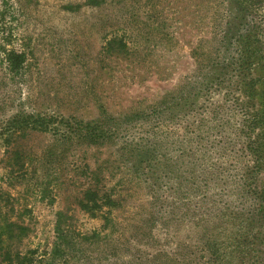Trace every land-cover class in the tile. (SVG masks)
Wrapping results in <instances>:
<instances>
[{
  "label": "rangeland",
  "instance_id": "rangeland-1",
  "mask_svg": "<svg viewBox=\"0 0 264 264\" xmlns=\"http://www.w3.org/2000/svg\"><path fill=\"white\" fill-rule=\"evenodd\" d=\"M120 39L127 55L106 50ZM203 53L227 67L198 77ZM209 70L242 74L225 149L190 142L183 174L159 176L147 155L182 151L169 122L153 135L151 116L118 120ZM184 124L169 127L183 137ZM0 207L20 227L0 235V264H264V0H0Z\"/></svg>",
  "mask_w": 264,
  "mask_h": 264
},
{
  "label": "trees",
  "instance_id": "trees-1",
  "mask_svg": "<svg viewBox=\"0 0 264 264\" xmlns=\"http://www.w3.org/2000/svg\"><path fill=\"white\" fill-rule=\"evenodd\" d=\"M107 51H112L116 56L120 55H127V49L125 46V43L120 40H110L107 44V47H105ZM24 54L10 51L7 54V60L9 61V64L19 66L22 62ZM199 56V54H197ZM239 60V67L243 70V62L242 59L244 57L242 54L239 57H237ZM200 61L199 66L201 68H198V77L200 74H203V69L214 67L215 65L222 64L223 69L227 67V60L225 57H222V60H218L216 55H211V53H203V56L199 59ZM203 68V69H202ZM210 70L209 75L205 73L200 79H198L196 82L190 84L191 82H187L183 88L188 89L187 91H184L183 88L179 89L177 92L169 93L166 98L158 102V105L153 107V110L147 115V114H140L139 111L128 114L127 118L124 120H118L119 123H129L132 120L137 121L138 118L143 119V116L145 117H153L152 121L154 124L151 126V128L146 132H151L153 135L157 133V131L162 130L164 123L168 121L169 123L166 124L167 131H169V134L166 138H170V141L167 142H175L176 141V149H179L181 151L182 149H187L186 147L190 142L196 143L197 149H225V140H224V131H225V124L226 119H229V113L230 110L233 108V111L235 113V110L242 111L241 109V103L239 101V98L237 96L232 95V93L240 87L234 88L233 85H229L230 82L237 83L241 80V73H237L234 71L235 74V80L232 79V76L230 75L229 71H224L222 76H216V77H210ZM223 72V71H222ZM212 90L221 92L220 93V99L214 102H211L210 99L213 98L211 96ZM194 97H200L202 98L203 102H201V105L196 108V105L193 100H191ZM207 102L208 105H203V103ZM178 108V109H177ZM177 109V110H175ZM171 110H175L171 112ZM200 110V111H199ZM169 111V112H168ZM208 111L210 113L209 118H204L202 116L203 112ZM164 113L163 118L161 120H157L159 116ZM143 115V116H142ZM235 115V114H234ZM125 116V117H126ZM151 121V122H152ZM176 121H183L185 124L183 125L184 133L183 137L181 135L177 134L176 131H172L171 127H169L171 124L175 123ZM121 125H119L120 127ZM227 126V124H226ZM112 133H117V129H111ZM157 130V131H156ZM215 132V136L211 138V132ZM223 134V135H222ZM219 135V136H217ZM110 136V135H109ZM205 140V141H203ZM144 141L152 145L151 140L149 139L148 135L146 137H139V141L137 142V145L140 147H144ZM154 145V144H153ZM166 145V144H165ZM191 149V145H189ZM167 149V146L166 148ZM156 149L151 151L147 155V159L150 161V167H156L160 170L161 173H159V176H167L169 177V174L172 176H181L183 172L179 173L180 167H178L177 161L179 160L180 164L182 165L184 156L188 154L184 150L180 152L181 155H179L176 158H169V161L161 162V165H157L153 163V160L157 158L156 153L154 152ZM147 153V152H146ZM205 151H203L202 156H205ZM257 155V153H254ZM158 159V158H157ZM177 160V161H176ZM172 162V163H171ZM259 169H255L257 171ZM207 173L206 170L202 169L201 172ZM218 174H221V176L225 175V168L224 167H218L215 169ZM251 174V171H250ZM246 179H249L248 175L244 176ZM186 179V178H185ZM159 180V179H158ZM158 180H155L154 183H151V193L153 198L157 200H161L159 193L163 189V183L159 184ZM183 181L184 178H183ZM182 182V181H181ZM169 184H167L168 186ZM182 186V183L180 184ZM197 188H206L209 189V185L207 183L199 184L198 186H195ZM169 188H171L169 186ZM178 192L181 194L184 192L183 187H178ZM162 201V200H161ZM0 213L1 207H0ZM185 215V213H183ZM2 221V220H1ZM17 228H20L17 226ZM17 228H15V225L11 223H1L0 222V235L4 234V236H7L8 238H16L19 236V233L15 231ZM24 230V229H23ZM8 259H11L10 251L5 250L4 256ZM31 260V259H30ZM29 260V261H30Z\"/></svg>",
  "mask_w": 264,
  "mask_h": 264
}]
</instances>
